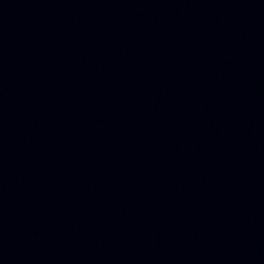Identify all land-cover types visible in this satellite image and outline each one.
<instances>
[{
    "label": "water",
    "instance_id": "water-1",
    "mask_svg": "<svg viewBox=\"0 0 264 264\" xmlns=\"http://www.w3.org/2000/svg\"><path fill=\"white\" fill-rule=\"evenodd\" d=\"M0 264H264V0H0Z\"/></svg>",
    "mask_w": 264,
    "mask_h": 264
}]
</instances>
